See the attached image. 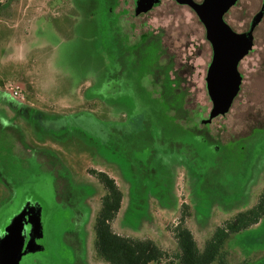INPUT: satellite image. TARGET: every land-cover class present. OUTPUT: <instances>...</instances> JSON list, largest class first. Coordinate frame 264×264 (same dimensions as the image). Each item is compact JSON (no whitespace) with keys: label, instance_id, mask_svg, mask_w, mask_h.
Returning <instances> with one entry per match:
<instances>
[{"label":"rangeland","instance_id":"1","mask_svg":"<svg viewBox=\"0 0 264 264\" xmlns=\"http://www.w3.org/2000/svg\"><path fill=\"white\" fill-rule=\"evenodd\" d=\"M262 1L238 0L224 16L233 31L253 28V49L239 66L243 81L229 112L209 127L215 142L230 146L219 152L189 135L175 137L177 146L160 143L155 131L151 143L143 136L144 148L124 140L144 133V119L155 124L148 106L135 107L134 96L124 102L123 94H111L116 83L109 79L119 69L111 61L121 56L124 39L114 34L109 0H0V94L9 96L6 88L18 86L21 98L15 101L62 124L45 134L0 104V235L21 209H40L43 233V250L19 264H107L93 248L94 220L106 191L91 171L105 173L122 193L114 232L150 239L171 258L180 221L202 249L217 227L256 205L264 191ZM116 2L115 12L131 13L130 1ZM159 2L135 0L137 14L156 7L117 24L133 33L145 22L165 25L179 34L192 74L182 86L196 93L188 109L206 115L211 104L202 78L209 46L202 25L184 7ZM223 250L227 264H264V216L230 234Z\"/></svg>","mask_w":264,"mask_h":264},{"label":"flooded vegetation","instance_id":"2","mask_svg":"<svg viewBox=\"0 0 264 264\" xmlns=\"http://www.w3.org/2000/svg\"><path fill=\"white\" fill-rule=\"evenodd\" d=\"M128 1H130L132 4L131 13L125 9H120L115 12L114 8H116L117 2L116 0H109V13L116 17L114 19V24L112 25L114 34L118 40L124 39L121 46L118 47V50L121 51V56L111 61L113 64L119 67L117 73L112 74L109 79L110 82L114 81V83H116L111 91V94H123L121 98L127 100L134 96L139 102L136 104H140V107L144 108V106H148L151 114L150 116L154 119L153 124H155V126L153 125L152 127V124H149L147 120L144 119V121H141L142 119H140L143 124V132L146 135H144V133L138 132L133 135H125L124 140H135L136 145L138 144L139 147L144 148V146L147 144L145 142V137L143 136H146V139L148 138L147 143H151L154 139L153 131H155L156 133L158 132L157 136L159 137L157 139L162 144L169 142L170 145H173L175 137L179 135H189L195 142L199 144H207L210 147L216 148V150L219 152L220 149L227 147L230 148V146L219 145L217 142H215L211 137L209 127L214 119L223 117L229 112L234 100L238 96L243 81V76L239 71V66L244 58L252 52L253 46L238 62L237 69L241 75V84L239 92L234 98L229 110L225 114L216 116L215 118L209 120L211 108L208 110L206 115H204L202 109L196 113L195 110L189 111L188 109L189 102L192 97L194 101L196 93H194V91L193 93H190L191 89L188 90L182 86V82L185 81L186 75L192 74H188L187 72L188 67H191V65H188L190 64V60H188V56L182 52L185 46L179 44V34H177L176 31H173L170 26H154L148 25L146 22L142 23L139 27V30L135 33H133L131 28L128 26L127 29L129 31L125 32L123 27H119L117 24V22H121L122 17L130 14L132 18H142L154 7H156L154 6L146 13L139 12L137 14L135 0ZM137 1L143 3L148 0ZM161 1L162 0H160L159 4H161ZM170 1H172L178 7H184L187 9V13L189 14V19L191 21L193 18H195V20L200 23L196 13L190 7L183 3L179 4L176 0ZM192 1L201 3L202 0ZM263 3L264 0L261 2L259 11L261 10ZM234 6L235 4L232 7ZM230 9L224 14V16L230 11ZM202 28L204 32V42L209 46V59L202 80L204 83L205 94L209 103L211 104L206 90V75L209 65L213 60L214 53L211 44L206 40L205 29L203 25ZM236 33L241 34L244 32ZM181 52L183 54H181ZM8 98L10 97L8 96ZM136 104L135 107H138ZM111 105L117 104H109L110 107ZM117 113L119 116H122V119H127L128 117L127 113L124 114L125 112L123 111H117ZM206 135H208V137L212 140L206 141V139H204ZM241 140H238V142H236L234 144L235 146L233 147H236ZM173 146H177V144ZM149 151L151 152V150Z\"/></svg>","mask_w":264,"mask_h":264},{"label":"trees","instance_id":"3","mask_svg":"<svg viewBox=\"0 0 264 264\" xmlns=\"http://www.w3.org/2000/svg\"><path fill=\"white\" fill-rule=\"evenodd\" d=\"M101 98L103 97L101 96ZM122 100L130 102L127 99L122 98ZM108 103L114 104L112 101ZM0 104L12 111L15 117L29 121L45 134H48V131L54 132L57 129H62L61 123L37 114L30 107L23 106L5 94H0ZM139 105L138 107H140ZM141 105L143 106V104ZM14 136L18 140L19 134L16 133ZM90 174L103 185L106 191L101 199L100 210L94 220L93 248L97 258L107 264H159L161 260L168 261L167 264H227L223 245L229 235L257 224L264 216L263 191L254 207L238 212L234 218L217 227L213 235L204 243L202 249L197 247L191 232L184 225V222L180 221L174 229L177 250L171 258L166 250L150 239L123 237L113 231L111 223L120 209L122 193L113 179L105 173L91 171Z\"/></svg>","mask_w":264,"mask_h":264},{"label":"water","instance_id":"4","mask_svg":"<svg viewBox=\"0 0 264 264\" xmlns=\"http://www.w3.org/2000/svg\"><path fill=\"white\" fill-rule=\"evenodd\" d=\"M197 15L213 48V60L206 75V90L212 104L209 120L225 114L241 84L238 62L253 46L252 29L238 34L224 21V14L237 0H181ZM208 120V121H209ZM207 121V122H208ZM40 209H21L0 235V264H19L22 257L43 250Z\"/></svg>","mask_w":264,"mask_h":264},{"label":"built area","instance_id":"5","mask_svg":"<svg viewBox=\"0 0 264 264\" xmlns=\"http://www.w3.org/2000/svg\"><path fill=\"white\" fill-rule=\"evenodd\" d=\"M6 90H8L10 98L14 100H19V98H21L20 88L18 86L10 85Z\"/></svg>","mask_w":264,"mask_h":264},{"label":"crops","instance_id":"6","mask_svg":"<svg viewBox=\"0 0 264 264\" xmlns=\"http://www.w3.org/2000/svg\"><path fill=\"white\" fill-rule=\"evenodd\" d=\"M114 224V223H113ZM112 225V224H111ZM114 231V230H113ZM115 233H116V231H115ZM121 236V235H120ZM124 237V236H123ZM126 237V236H125Z\"/></svg>","mask_w":264,"mask_h":264}]
</instances>
